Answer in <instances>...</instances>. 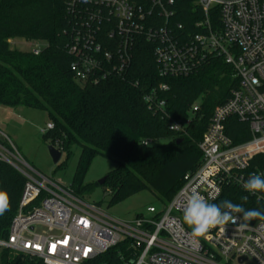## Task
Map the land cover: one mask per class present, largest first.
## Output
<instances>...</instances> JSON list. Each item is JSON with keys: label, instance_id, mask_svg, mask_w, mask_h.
<instances>
[{"label": "built area", "instance_id": "1", "mask_svg": "<svg viewBox=\"0 0 264 264\" xmlns=\"http://www.w3.org/2000/svg\"><path fill=\"white\" fill-rule=\"evenodd\" d=\"M59 1L78 20L67 47L80 83L99 84L126 74L144 40L152 46L161 77L189 76L220 56L232 67L239 86L210 118L199 143L200 166L184 176L167 205H150L134 220L114 218L43 176L0 131V161L27 179L9 236L0 240V253L10 249L45 264H93L122 243L124 264H264V218L253 221L234 213L235 223L212 228L197 240L182 219L193 188L215 203L226 184L242 188L250 173L264 174L249 172L254 157L264 155V0H196V33L178 20L177 0ZM160 87L166 91L169 86ZM156 92L145 100L164 112L166 101ZM198 109L194 104L187 118L168 117L170 129L187 135ZM232 118L248 121L250 140L236 144L228 135ZM54 128L49 122L41 131ZM250 195L264 203L263 192Z\"/></svg>", "mask_w": 264, "mask_h": 264}, {"label": "trees", "instance_id": "2", "mask_svg": "<svg viewBox=\"0 0 264 264\" xmlns=\"http://www.w3.org/2000/svg\"><path fill=\"white\" fill-rule=\"evenodd\" d=\"M177 1L178 20L196 33L194 24L200 19L196 0ZM77 21L59 0H0V105L46 111L55 128L45 138L61 152L70 153L75 144L82 148L70 187L76 196L83 199L92 191L84 180L93 159L102 155L116 163L102 185L110 195V204L149 191L160 207L167 205L183 185L184 176L200 166L199 143L210 118L238 88L239 80L220 56L211 57L189 76L161 77L152 46L142 40L126 74L99 84L80 83L67 47ZM15 39L45 41L47 46L35 55L13 49L11 41ZM162 84L168 85V90H161ZM155 89L166 101L164 112L145 100ZM198 100L201 103L188 134L171 130L168 117L187 118ZM227 133L236 144L251 139L248 121L230 119ZM147 140L150 144L145 146ZM251 171L264 173V155L254 157ZM26 181L14 166L0 161V191L7 192L10 201V211L0 216V240L9 236ZM242 196L248 197L246 202ZM225 199L243 204L246 210L264 211L263 202L235 184H226L215 203ZM123 249L121 243L93 264H124ZM0 264L45 263L36 256L3 249Z\"/></svg>", "mask_w": 264, "mask_h": 264}, {"label": "rangeland", "instance_id": "3", "mask_svg": "<svg viewBox=\"0 0 264 264\" xmlns=\"http://www.w3.org/2000/svg\"><path fill=\"white\" fill-rule=\"evenodd\" d=\"M11 46L22 52H29L36 48L42 50L47 43L15 39L11 41ZM200 103L201 100H198L195 105L198 106ZM49 122L50 118L46 111L0 105L1 134L15 145L22 157L40 174L70 188L75 180L82 148L77 144L73 145L70 153L62 152L60 161L55 163L48 149L52 142L46 139L41 131ZM115 168L116 163L102 155L93 159L84 180V184L92 188V191L83 198L86 202L100 206L107 214L120 220H134L138 214H145L152 204L160 208L155 196L149 191L136 194L121 203L110 204V195L99 181ZM41 230L42 228L38 227V231Z\"/></svg>", "mask_w": 264, "mask_h": 264}, {"label": "clouds", "instance_id": "4", "mask_svg": "<svg viewBox=\"0 0 264 264\" xmlns=\"http://www.w3.org/2000/svg\"><path fill=\"white\" fill-rule=\"evenodd\" d=\"M242 188L255 195L264 192V174L250 173ZM219 191V189H217ZM247 196H242V201H247ZM10 211V201L7 192L0 191V216ZM234 213L243 214L245 219L264 218V213L258 209L246 210L243 204H234L231 200L225 199L217 203H209L203 195L195 188L186 198L183 208V222L191 228L193 240L204 237L210 229L223 226L230 221L235 223Z\"/></svg>", "mask_w": 264, "mask_h": 264}, {"label": "water", "instance_id": "5", "mask_svg": "<svg viewBox=\"0 0 264 264\" xmlns=\"http://www.w3.org/2000/svg\"><path fill=\"white\" fill-rule=\"evenodd\" d=\"M48 149H49L50 155L52 156L53 161L55 163H58L60 161V159H61L62 152L59 149H57L55 146H53V145H50L48 147ZM105 181H106V177L101 179L99 181V184L103 185L105 183Z\"/></svg>", "mask_w": 264, "mask_h": 264}]
</instances>
